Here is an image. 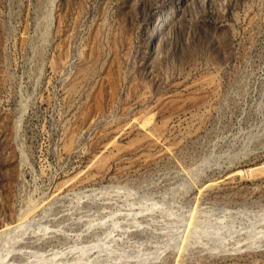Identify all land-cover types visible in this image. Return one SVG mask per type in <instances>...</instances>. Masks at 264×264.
I'll return each mask as SVG.
<instances>
[{
  "label": "rangeland",
  "instance_id": "374dc122",
  "mask_svg": "<svg viewBox=\"0 0 264 264\" xmlns=\"http://www.w3.org/2000/svg\"><path fill=\"white\" fill-rule=\"evenodd\" d=\"M0 264H264V0H0Z\"/></svg>",
  "mask_w": 264,
  "mask_h": 264
},
{
  "label": "bare ground",
  "instance_id": "6f19581e",
  "mask_svg": "<svg viewBox=\"0 0 264 264\" xmlns=\"http://www.w3.org/2000/svg\"><path fill=\"white\" fill-rule=\"evenodd\" d=\"M51 6V5H50ZM158 250V249H157Z\"/></svg>",
  "mask_w": 264,
  "mask_h": 264
}]
</instances>
